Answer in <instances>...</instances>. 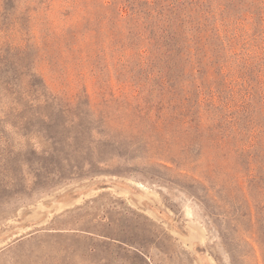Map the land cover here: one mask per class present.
Wrapping results in <instances>:
<instances>
[{
  "label": "rangeland",
  "instance_id": "rangeland-1",
  "mask_svg": "<svg viewBox=\"0 0 264 264\" xmlns=\"http://www.w3.org/2000/svg\"><path fill=\"white\" fill-rule=\"evenodd\" d=\"M0 264H264V0H0Z\"/></svg>",
  "mask_w": 264,
  "mask_h": 264
}]
</instances>
